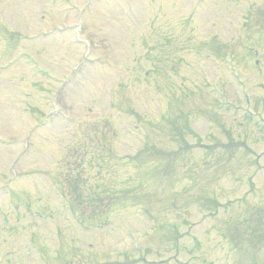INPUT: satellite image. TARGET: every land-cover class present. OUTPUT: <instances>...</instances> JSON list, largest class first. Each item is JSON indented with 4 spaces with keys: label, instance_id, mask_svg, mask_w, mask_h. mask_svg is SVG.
Listing matches in <instances>:
<instances>
[{
    "label": "rangeland",
    "instance_id": "obj_1",
    "mask_svg": "<svg viewBox=\"0 0 264 264\" xmlns=\"http://www.w3.org/2000/svg\"><path fill=\"white\" fill-rule=\"evenodd\" d=\"M249 147L264 0H0V264H264Z\"/></svg>",
    "mask_w": 264,
    "mask_h": 264
}]
</instances>
